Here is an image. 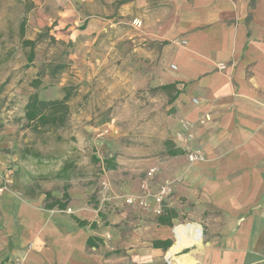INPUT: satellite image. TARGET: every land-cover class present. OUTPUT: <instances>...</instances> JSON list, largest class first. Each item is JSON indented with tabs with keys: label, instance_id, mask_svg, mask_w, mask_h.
<instances>
[{
	"label": "crops",
	"instance_id": "0c3cea01",
	"mask_svg": "<svg viewBox=\"0 0 264 264\" xmlns=\"http://www.w3.org/2000/svg\"><path fill=\"white\" fill-rule=\"evenodd\" d=\"M91 5L0 0V65L20 59L32 64L29 32L36 36L51 20L58 24L51 32L74 43L80 76L87 64L97 76L105 74L101 67L112 59L110 51L121 48L127 89L132 79L148 81L165 99V106L152 100L153 108L168 111L163 145L148 150L160 179L174 182V194L161 215H153L154 203L143 212L119 210L117 201L100 210L68 190L55 198L48 190H3L0 264H264V0H128L122 9L134 13L127 25L141 22L137 47L130 30L115 38L113 19L97 17ZM15 11L30 12L29 29L10 20ZM68 24L73 28L61 32ZM142 41L153 42V50L140 47ZM18 47L28 54L2 52ZM131 50L138 58L132 75ZM151 58L152 71L146 68ZM165 142L183 154L168 156ZM195 151L203 159L190 164L186 154ZM4 175L11 178L12 171ZM55 203L64 209H50Z\"/></svg>",
	"mask_w": 264,
	"mask_h": 264
},
{
	"label": "rangeland",
	"instance_id": "374dc122",
	"mask_svg": "<svg viewBox=\"0 0 264 264\" xmlns=\"http://www.w3.org/2000/svg\"><path fill=\"white\" fill-rule=\"evenodd\" d=\"M127 1L92 0L90 10L103 20L106 14L113 19L115 38L121 37L123 29L130 30L137 47L141 22L131 20L127 25L134 13L132 7L123 11L122 5ZM15 13L17 17L14 18V14L10 20L29 29L30 12ZM72 16L68 18L71 20ZM50 23L36 36L29 32L35 42L32 64L20 59L16 64L0 65V172L12 171L7 189L26 190L34 195L48 190L53 198L68 190L74 197L84 198L100 210L103 205L116 201L121 202L119 210H149V204L154 203L152 196L166 184L172 188L171 197L174 182L160 179V168L153 165L152 153L163 145L161 129L168 114L167 108H153L152 100L157 97L160 106H165L164 97L149 87L148 81L132 79L127 89V82L121 78L125 71V66L121 65V48L114 51L115 55L110 51L112 59L107 66L101 67L105 74L97 76V69L87 64L85 75L80 76L74 59V43L51 32L58 25L57 20ZM69 27L73 25H66L61 32ZM16 40L19 46L20 32ZM143 46L153 50V42L142 41L140 47ZM107 51L105 46L99 48L103 55ZM2 52L16 53L23 58L29 49L18 47L2 49ZM129 60L132 75L138 70V58L133 56L132 50ZM153 62V58L147 59V70L154 69ZM35 80L39 82L36 88L33 86ZM31 94L42 101L62 100L66 96L67 114L63 126L33 129L24 118V103ZM196 153L201 154L199 151L186 154L188 163L201 161H189L188 155ZM108 160L116 164L114 171L102 170L103 162ZM151 169L155 172L148 178L146 174ZM59 170H63L61 177L57 175ZM145 195H149L146 209L125 202L127 198ZM154 209H150V213L156 215ZM65 212L71 213V210L67 208Z\"/></svg>",
	"mask_w": 264,
	"mask_h": 264
},
{
	"label": "trees",
	"instance_id": "16d2710c",
	"mask_svg": "<svg viewBox=\"0 0 264 264\" xmlns=\"http://www.w3.org/2000/svg\"><path fill=\"white\" fill-rule=\"evenodd\" d=\"M23 35V31L21 29V36ZM33 42L24 41V46H32ZM34 57L33 50L30 49L29 52V61H31ZM39 82L35 80L33 82V86L36 88ZM170 86H165L162 89H169ZM67 114V105H66V96L62 100H53V101H42L38 99L36 94H32L27 101L25 106L24 118L28 124L32 125V128L37 130L40 127H53L59 128L63 126ZM167 155L174 157L178 155H182L183 151L174 148V146L170 142H165L164 144ZM103 167L105 170H115L116 164L111 160L103 162ZM66 199L67 196L64 195ZM46 199H51L49 194H46ZM53 206H57L59 209H64L63 204L55 203L52 206H49L51 209Z\"/></svg>",
	"mask_w": 264,
	"mask_h": 264
},
{
	"label": "built area",
	"instance_id": "2783aa9c",
	"mask_svg": "<svg viewBox=\"0 0 264 264\" xmlns=\"http://www.w3.org/2000/svg\"><path fill=\"white\" fill-rule=\"evenodd\" d=\"M188 159H189V161L193 162L196 160H202L203 157L201 154L196 153V154L188 155ZM154 172H155L154 169L149 170L146 174L147 177L151 178L153 176ZM10 183H11V180L7 176H5L4 174H2L0 172V192L3 190H6L7 186ZM171 194H172V188H171L170 184H166V185L160 187L157 194L152 196V199H153L154 204H155L154 213L156 215H161L162 210H163V206L166 203L167 198L170 197ZM148 197H149V195H145L143 197H136V198H133V197L127 198L125 200V202L129 206H137L140 209H146Z\"/></svg>",
	"mask_w": 264,
	"mask_h": 264
}]
</instances>
